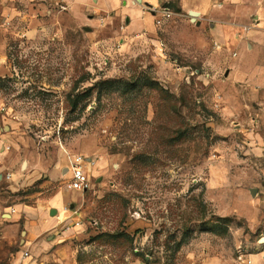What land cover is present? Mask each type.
<instances>
[{
    "label": "rangeland",
    "instance_id": "374dc122",
    "mask_svg": "<svg viewBox=\"0 0 264 264\" xmlns=\"http://www.w3.org/2000/svg\"><path fill=\"white\" fill-rule=\"evenodd\" d=\"M40 208L77 264L264 252V0H0V264Z\"/></svg>",
    "mask_w": 264,
    "mask_h": 264
},
{
    "label": "crops",
    "instance_id": "0c3cea01",
    "mask_svg": "<svg viewBox=\"0 0 264 264\" xmlns=\"http://www.w3.org/2000/svg\"><path fill=\"white\" fill-rule=\"evenodd\" d=\"M140 1V0H137ZM196 12V11H191ZM190 12V13H191ZM198 17L201 13L196 12ZM64 170V169H63ZM53 176L56 178V173H53ZM58 202V201H57ZM14 210L7 211L6 213H2L1 216L5 217L6 214L9 216V220L15 217L16 211L12 213ZM44 210L40 208L39 211H33L30 215L31 221H33L30 226V240L26 241V250L31 251L32 247V259H30L28 264H77L75 253L71 250L70 244L65 239L64 232L62 236L49 235L44 240L42 235L46 231H52L59 228L61 222L64 221L67 216V212L59 213L56 216L55 221L45 222L44 220ZM63 231V230H62ZM20 258V257H19ZM251 264H264V252L260 254H254L251 256L250 260ZM13 264H20L19 259L16 260ZM204 264H223L218 258H210L206 260Z\"/></svg>",
    "mask_w": 264,
    "mask_h": 264
},
{
    "label": "built area",
    "instance_id": "2783aa9c",
    "mask_svg": "<svg viewBox=\"0 0 264 264\" xmlns=\"http://www.w3.org/2000/svg\"><path fill=\"white\" fill-rule=\"evenodd\" d=\"M86 164H89V161L82 156H74L69 161V165L66 169V172L70 176L67 186L69 190L82 193L90 190L91 183L85 169ZM30 259H32L30 250L21 252L20 264H23L25 261ZM248 264H251V262H248Z\"/></svg>",
    "mask_w": 264,
    "mask_h": 264
},
{
    "label": "water",
    "instance_id": "95a60500",
    "mask_svg": "<svg viewBox=\"0 0 264 264\" xmlns=\"http://www.w3.org/2000/svg\"><path fill=\"white\" fill-rule=\"evenodd\" d=\"M190 15L192 17V21L195 22L196 18L198 17V14L196 12H191ZM252 195H255V191L254 190H252ZM54 214H55V211L52 212V215H54ZM261 243H264V238L261 240Z\"/></svg>",
    "mask_w": 264,
    "mask_h": 264
}]
</instances>
